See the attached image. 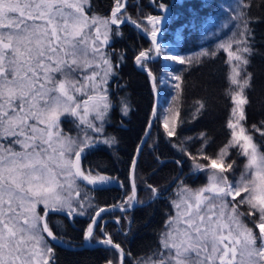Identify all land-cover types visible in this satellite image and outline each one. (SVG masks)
<instances>
[{"label":"snow or ice","instance_id":"snow-or-ice-1","mask_svg":"<svg viewBox=\"0 0 264 264\" xmlns=\"http://www.w3.org/2000/svg\"><path fill=\"white\" fill-rule=\"evenodd\" d=\"M161 9L166 5L161 3ZM252 0H234L224 8L226 19L203 39L214 37V48H201L190 56L172 54L158 40L162 17L148 15L132 19L126 0H113L107 16L88 13L91 0H0V264H55L50 241L71 249L49 227L48 217L64 215L74 223L87 217L83 230L85 246H105L119 254L118 264H126L131 252L113 241L101 223L102 214L111 209L121 213L146 207L161 198L162 188L144 183L150 192L146 201L138 199L136 168L146 136L160 119V105L154 104L145 137L136 147L129 166V184L119 186L128 191L114 205L96 207L93 197L82 192L80 184L99 187L118 182L117 177L82 167L87 153L117 144L114 136L105 134V123L114 104L109 81L118 73L120 64L109 53L113 36L121 37V26L127 22L151 38V47L140 50L134 63L146 71L154 92L159 85H168L174 95L163 115V128L169 143L178 137L186 123L198 119L207 110L206 102L195 101L192 121L181 117L184 74L205 59L226 53L230 71L227 74L231 109L226 122L227 142L209 154L213 139L207 132L185 137L172 143L183 157L191 161L193 176L205 174L207 183L192 188L180 181L176 199L170 200L173 214L164 221L159 234V248L133 264H264V144L257 143L253 133L264 137V121L245 126L247 92L253 88V73L248 71L253 52L254 29L258 22L249 16ZM225 29L231 34L220 39ZM163 57L174 62L157 78L149 62ZM124 59L121 53L120 60ZM175 65L182 66L180 72ZM120 110L126 117L131 111L125 97ZM71 119L76 135L62 127ZM202 141L192 153L187 147L193 140ZM237 158L246 161L239 179H230L236 170ZM160 163V158L157 157ZM181 168L184 160H175ZM127 221L125 235L132 229V218L117 217L115 223ZM99 227L101 238H96ZM108 264H114L108 261Z\"/></svg>","mask_w":264,"mask_h":264},{"label":"trees","instance_id":"trees-1","mask_svg":"<svg viewBox=\"0 0 264 264\" xmlns=\"http://www.w3.org/2000/svg\"><path fill=\"white\" fill-rule=\"evenodd\" d=\"M161 3L166 5L165 10L168 11L169 20L164 27L169 31L179 28L185 37L193 36V21L198 22L199 16L206 15L212 9L211 2L203 0H127V13L132 19L143 20L144 25L147 26V21L143 18L148 15L154 16L156 7ZM91 4L92 10L89 14L107 16L113 0H91ZM249 16L258 21L251 24L255 37L254 54L250 58L251 63L248 67V71L254 75V80L253 88L247 92L250 103L246 108L245 126L252 132L253 125L260 126L264 121V0H252ZM121 32L122 36H113L110 47L107 48L109 53H113V63L120 64L117 69L118 74L109 81L110 98L114 107L105 123V134L114 136L117 144L111 149L105 146L91 151L82 159V167L85 170L91 169L93 174L99 172L117 177L118 182L96 190L80 184L83 189L81 191L94 198L92 203L96 207L89 210V215L100 206L121 202L128 195L130 188L125 191L119 184L123 183L125 186L129 184V166L149 120L154 101L148 75L136 69L133 64L135 55L140 50L150 48L151 42L130 24H123ZM121 53H124L122 61ZM226 59V53L221 51L215 58L205 59L202 64L194 65L184 74V90L179 105L181 117L186 121H192L193 105L197 100L205 101L207 110L195 121L186 123L179 130L178 137L171 138L172 143H179L189 136L198 137V134L204 131L213 139V143L207 149L208 153L212 154L227 142L228 131L225 125L232 105L229 96L225 93L228 74ZM147 66L158 78L159 60L149 62ZM121 97L127 99L131 108L126 117L121 114ZM69 125V119L62 124L71 134L73 131ZM253 134L257 143L264 144V137L259 133ZM172 143H169L159 122L156 121L143 145L136 168L138 199L146 201L151 195L144 190L145 181L162 188L161 198L146 207H136L128 213L108 210L102 214L101 223L106 225L105 230L112 236L113 241L132 254L131 258L126 259V264H133L134 259L147 257L159 248V234L163 231L164 221L171 212L170 200L177 182L183 180L184 183L192 186L202 183L200 176L196 177L189 173L190 161L177 152L172 147ZM201 143L202 141L198 139L193 140L187 147L195 153ZM157 157L163 163H160ZM181 159L184 160L182 168L174 163L175 160ZM232 159L237 161L236 169H238L243 159L237 158L235 153ZM122 215L132 218V229L128 235L124 234L127 221L122 219L119 225L115 223L116 218ZM88 223L89 219L86 216L75 218L74 223L69 222L64 215L53 214L48 217L49 227L55 235L73 246L82 244L83 230ZM96 238H101L99 227L96 229ZM50 246L55 252V264H108L110 260L118 264V252L105 246L68 249L51 241Z\"/></svg>","mask_w":264,"mask_h":264},{"label":"rangeland","instance_id":"rangeland-1","mask_svg":"<svg viewBox=\"0 0 264 264\" xmlns=\"http://www.w3.org/2000/svg\"><path fill=\"white\" fill-rule=\"evenodd\" d=\"M181 1V0H179ZM204 2H211L212 4V9L210 10L209 13H207L206 15H202L199 16L200 20L198 22L193 21V36L191 37H185L184 34L181 33L179 28H175L173 30H168L166 27H164L162 29V32L159 34L158 40L161 42L162 45L166 46V50L170 51L172 54H180L182 56H190L192 54L198 53L201 48H207L209 50H212L215 46V44L217 43L216 38L214 37H209L208 39H203V37H205L209 32H215L217 25L221 22H223L226 17H227V12L224 11V9L221 8V5L224 6V8H227L229 5H231L232 3H234V0H203ZM245 2H247V0H245ZM93 14L96 13H91L88 15L91 16ZM168 16L166 21H168ZM168 30V31H167ZM231 34V29H225L223 31L222 34H220V39H225L228 35ZM227 57V55H226ZM159 63H160V73L159 76L162 75L163 73H165L166 71L172 70L171 68H169V65H173L174 62L168 60L165 61L163 57H159L158 58ZM182 66L180 65H175L174 70L178 73L180 72ZM230 71L229 66H228V72ZM159 78V77H158ZM158 102L157 104L160 105L158 111L160 113V119H158L157 121L159 122L163 132H164V128H163V115L165 114V109H167L169 107V102L171 101L172 96L175 94L174 90L169 87L168 85H159V81H158ZM227 88H228V81H227ZM230 98V97H229ZM230 113V112H229ZM229 118V116H228ZM70 120V125L72 127V131L73 133H71V135H76V128L72 122V120L69 118ZM63 127V126H62ZM105 127V125H104ZM64 129V127H63ZM64 131L66 133H69L67 129H64ZM251 132V131H250ZM165 134V132H164ZM166 135V134H165ZM246 163V161L243 159L242 163L240 165V167L238 169L235 170L234 174L232 176H230V179L236 180L239 179L241 172L243 171V167L244 164ZM190 168H191V161H190ZM189 173L190 170H189ZM202 179V183L199 185H189L187 183H185L186 185H188L189 187L192 188H197L200 187L204 184L207 183V176L205 174H200L199 175ZM197 177V176H196ZM181 180H179L175 186V188L173 189V196L171 198L172 199H176V195H175V190L178 187L179 183ZM81 190L82 186L80 185ZM170 214H173V210H172V206H171V212ZM164 231V229H163ZM119 259V258H118Z\"/></svg>","mask_w":264,"mask_h":264},{"label":"water","instance_id":"water-1","mask_svg":"<svg viewBox=\"0 0 264 264\" xmlns=\"http://www.w3.org/2000/svg\"><path fill=\"white\" fill-rule=\"evenodd\" d=\"M126 3H127V0H126ZM165 22H166V18H165V16H164V19L163 20H161V24H160V27H161V29L163 28V26H164V24H165ZM125 23H127V22H125ZM124 23V24H125ZM127 24H129V23H127ZM131 25V24H130ZM134 27V26H133ZM135 28V27H134ZM136 29V28H135ZM139 33H141L142 35H144L146 38H148L149 40H150V42H151V38L149 37V36H147L144 32H142V31H139L138 29H136ZM158 36H159V33L157 34ZM158 59V58H157ZM157 59H155V60H157ZM155 60H153V61H155ZM133 64H134V66L136 67V69H138V70H140V71H142V72H144L146 75H148L147 74V72L146 71H143V70H141L135 63H134V60H133ZM149 77V76H148ZM149 83H150V87H151V90H152V93H153V95H154V101H153V104H152V108H151V113H150V116H151V114H152V109H153V105L154 104H157V102H158V92L157 91H155L154 92V90H153V84H152V81L150 80V78H149ZM150 118V117H149ZM148 122H149V120H148ZM148 122H147V124H146V127H145V130L148 128ZM152 128V127H151ZM145 130H144V132H143V134H142V137H145ZM151 130V129H150ZM149 133H150V131H149ZM149 133L147 134V136H146V140H147V137H148V135H149ZM141 137V138H142ZM139 143H141V139H140V141H139ZM138 143V144H139ZM145 144V143H144ZM135 152H136V150H135ZM135 154V153H134ZM82 184H84V183H82ZM85 185V184H84ZM109 186H112V185H109ZM87 187H90V188H94L95 186H91V185H88ZM103 187H108V186H103ZM103 187H99V188H103ZM111 205H114V204H111ZM111 205H103V206H100V207H104V206H111ZM99 208V207H98ZM97 208V209H98ZM96 209V210H97ZM95 210V211H96ZM109 210H116V211H120L119 209H109ZM95 211H94V213H95ZM121 212V211H120ZM93 213V214H94ZM96 246H99V245H95L94 244V242H93V245L92 246H85V241H84V239H82V244L80 245V246H73L72 245V248H78V247H96ZM63 247V246H62ZM71 248V249H72ZM119 258V257H118Z\"/></svg>","mask_w":264,"mask_h":264},{"label":"flooded vegetation","instance_id":"flooded-vegetation-1","mask_svg":"<svg viewBox=\"0 0 264 264\" xmlns=\"http://www.w3.org/2000/svg\"><path fill=\"white\" fill-rule=\"evenodd\" d=\"M167 14H168V11L167 10L161 9L159 6H157L156 7V12H155L154 16H161V17H163V15H166V17H167Z\"/></svg>","mask_w":264,"mask_h":264}]
</instances>
